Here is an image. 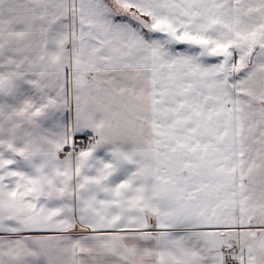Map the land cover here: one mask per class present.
<instances>
[{"label":"snow or ice","instance_id":"obj_1","mask_svg":"<svg viewBox=\"0 0 264 264\" xmlns=\"http://www.w3.org/2000/svg\"><path fill=\"white\" fill-rule=\"evenodd\" d=\"M0 264H264V0H0Z\"/></svg>","mask_w":264,"mask_h":264}]
</instances>
